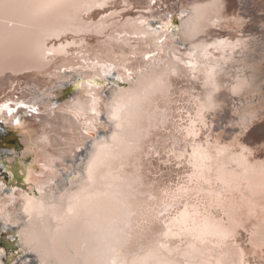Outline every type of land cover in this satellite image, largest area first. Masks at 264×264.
Returning <instances> with one entry per match:
<instances>
[{
	"label": "bare ground",
	"instance_id": "1",
	"mask_svg": "<svg viewBox=\"0 0 264 264\" xmlns=\"http://www.w3.org/2000/svg\"><path fill=\"white\" fill-rule=\"evenodd\" d=\"M169 1L156 0L153 4L152 0H0V105L11 101L13 104L9 106L15 107L21 101L32 103L38 110L22 137L26 149L18 159L21 175L15 177L8 167L0 164L4 172L0 170V207L4 209L0 214V230L12 229L10 238L16 237L19 248V254H13V258L5 252L0 255V264H14L17 259H22L24 264H39L35 253L21 255L23 244L16 234L19 226L14 223L23 203L21 194L40 196L22 180L28 165L37 158L44 163L47 157H62L64 164L71 166L72 145L92 115V97L88 93L96 95L99 108L118 82L127 86L126 80L116 79L123 67L133 71V66L148 63L143 57L151 52L156 56L150 59L171 60L176 68L170 75L167 118L159 124L153 120L145 151L133 158V162L138 161L137 172L145 190L157 197L150 206L158 218L150 219L147 227L166 245L161 250L181 264H239L241 259L243 264H264V153L257 149L256 143L247 142L249 138L253 141L254 136L248 133L256 127L258 115L246 104L227 108L232 97L242 96L243 91H251L258 83L252 77L259 71L251 69L250 78L246 73L241 75L235 71L248 62V49L251 46L252 50L253 46L251 38L255 37L242 34L246 9L242 6L244 11L236 13L227 0L226 9L215 15L210 8L198 12L195 6L210 5L216 0H187L181 10L186 15L182 17L181 11L176 12L173 16L176 24H173L164 22L167 17L159 13L178 9ZM47 3L55 7H34ZM156 13L161 21L152 26ZM190 17L194 21L199 17L202 21L203 30L194 37L186 36L184 31ZM163 25H169L166 31ZM232 25L242 28L238 30L240 35L231 36L230 32L222 31ZM160 40L163 43H158ZM62 44L66 45L63 49ZM196 45L205 47L198 49ZM49 52L52 55H47ZM102 65H111L114 70L105 75ZM94 78L90 88L88 81ZM96 82L105 86L97 88ZM78 83H82L80 88L76 87ZM68 86L75 93L58 105L52 102ZM75 111H80L79 119ZM10 118L7 110L0 111L1 120L6 122ZM97 119H106V116ZM189 129L198 135L190 136ZM11 140L16 138L11 136ZM149 148L153 149L151 153L147 151ZM194 148L196 156L192 155ZM180 156L184 159H178ZM64 164L60 159L54 164L63 176V179L56 178L61 185L68 175L62 172ZM75 164L79 165V160ZM34 171H40L38 164ZM201 171L211 178V184L202 187L217 193L208 197L216 206L214 218L208 224L226 229L231 234L228 239L215 235V227L205 229L203 217L190 215L200 211L195 207V200L189 202L186 211L183 202L164 195L179 184L195 187L188 178L194 172L198 178ZM2 177L7 179L6 186L2 184ZM14 180L20 181L23 187L11 186ZM219 189L224 190L222 194ZM45 199L48 201L50 197ZM165 204L170 205L166 210ZM160 211H165L163 217L158 216ZM20 215L26 219L22 212ZM7 219L13 223L6 224ZM205 231L213 234L201 239ZM237 248L243 249L242 257Z\"/></svg>",
	"mask_w": 264,
	"mask_h": 264
},
{
	"label": "snow or ice",
	"instance_id": "2",
	"mask_svg": "<svg viewBox=\"0 0 264 264\" xmlns=\"http://www.w3.org/2000/svg\"><path fill=\"white\" fill-rule=\"evenodd\" d=\"M152 3L155 4L156 0H152ZM226 6L227 0H216L213 4L197 5L195 8L198 12L210 8L213 14L219 15ZM34 7L48 9L55 5L47 3ZM185 15L181 11V16ZM201 22L199 17L195 21L190 17L184 29L185 35L194 37L197 32L202 31ZM168 27L169 25L162 26L165 31ZM176 31L179 32L180 29L177 28ZM64 47L66 45L62 44L61 48ZM195 47L202 49L205 46ZM155 56V52L145 55L143 59L149 62L140 67L133 66V71L123 67L116 79L126 80L127 86L120 87L118 84L99 108L96 95L88 93L92 97V115L86 120L80 138L72 145L71 166L64 164L62 157H47L44 163H40L37 158L28 165L24 183L32 187L33 193H40V196L28 192L21 194L23 203L14 221L19 226L16 234L23 244L21 255L23 252L35 253L39 257V264H181L161 250L166 245L161 244L158 234L153 235L152 229L147 227L150 219L158 218L155 209L150 206V202L157 197L145 190L137 172L138 161L133 162L134 157L145 151V142L152 131L153 120L159 124L167 118L170 75L174 74L176 65L171 60L150 59ZM175 59L183 63L179 56ZM101 67L105 75L114 70L111 65ZM94 82L95 78L88 81L90 88ZM81 86L82 83L76 85L77 88ZM95 86L103 88L105 84L96 82ZM161 100L164 101L163 105ZM11 103L9 101L0 105V111L7 110L17 127L24 124V121L20 116H14L16 108H25L28 114L38 111L36 107L21 101L16 102L15 108L9 106ZM74 115L79 119L80 111H75ZM102 115L106 119H97ZM188 131L190 136L198 135L191 129ZM147 151L151 153L153 149L149 148ZM157 155L160 153L157 152ZM192 155H197L195 148ZM57 159L64 164L62 172L68 174L63 185L56 179H63L61 172L54 166ZM178 159L184 157L180 156ZM75 160H79V165L75 164ZM37 164L40 171H34ZM176 166L179 167V164ZM188 179L196 186L179 184L177 188L165 192V197L183 202L186 211L189 202L195 200V207L200 208V211H194L190 215L203 217L205 229L215 227L208 224V220L213 219L216 212V206L208 197L217 193L211 188L202 187L203 184L210 185L211 178L205 177L201 171L198 178L194 172ZM52 185L56 186L55 189L50 187ZM223 191L218 190L220 194ZM46 197H50V200L46 201ZM169 206L165 204V210ZM3 211L0 207V214ZM21 212L26 219L21 217ZM164 215L165 211L158 214L159 217ZM50 221L55 222L54 226ZM5 223H13V220L7 219ZM192 224H196L195 219ZM210 234L213 233L205 231L200 238ZM214 234L223 239H228L231 235L226 229L218 227H215ZM237 251L242 257L243 249L237 248ZM3 254L4 249H0V255ZM14 264H24V261L17 259ZM239 264H243L242 259Z\"/></svg>",
	"mask_w": 264,
	"mask_h": 264
},
{
	"label": "rangeland",
	"instance_id": "3",
	"mask_svg": "<svg viewBox=\"0 0 264 264\" xmlns=\"http://www.w3.org/2000/svg\"><path fill=\"white\" fill-rule=\"evenodd\" d=\"M185 2H187V0H170L169 4L175 3L174 7H175V9H176V7H178V9L175 11H173V10L172 11H170V10L166 11L164 9L165 11L159 12L161 15L164 14L165 17H167L166 19H164V22L166 21V22H171L173 24H176V22H174L173 16L176 12L181 11L182 9H184L186 7V5H184ZM229 2H230V6H232V9H235L236 13L237 12L242 13L244 11V9H246L245 13L243 15L245 25L242 26V28H243L242 34H244V36H246V34L248 36L249 35L255 36L254 38H251V41H253L252 42V44H253L252 50H251V46L249 47L250 49H248V52L250 55V57L248 58V62L244 63L245 67L240 66L238 69H235V71L237 70L238 73H240L241 75L246 73L245 75L249 78L252 77L251 75H253L254 69L256 70V72L259 71L258 74L257 75L255 74L252 78L254 79V81H256V83L258 82L260 84L257 83V86L255 88L253 87L251 91H250V89H247L248 92L243 91L242 96L238 95L240 97H237V95H235V98L232 97L228 101L227 108L230 107L228 109H232L234 106L235 107L238 105L243 106V104L244 105L246 104L247 106L250 107L251 110L256 111L255 114L258 115L257 120H259V121L256 120L257 122L254 123V126L256 125V127H254L253 129L250 130L251 134L248 133V135L250 137L254 136V137H252L253 141L248 136L249 140L247 142L250 143V140H251V143H256L258 145V146H256L257 149L261 150L262 153H264V144H263L264 143V78H263L264 77V0H248L246 3H244L243 0L242 1L241 0H236V1L230 0ZM244 4L247 5L246 8H245ZM242 6L244 7V9ZM94 13H95V15L98 14V8H96L94 10ZM159 13L155 14V19H154L155 21L151 20L152 26H156L158 24V22L161 21L158 17H156V15L158 16ZM98 18H101V16L98 15ZM239 28L242 29L241 27H238L236 25H232V27L230 29H224L222 31L223 32H230L231 36L234 34L240 35L241 33L238 31ZM254 46H257V47H254ZM249 66H252L253 68H250ZM240 68H243V70ZM251 69H253L252 72H251ZM242 72H244V73H242ZM257 78L259 80H257ZM23 81L24 80L21 79V82H23ZM67 90H68L67 88L64 89L63 92L61 93L60 97L53 100V101H55L56 105H58L59 103L65 101L67 99V96H66ZM18 96H19V94L16 95V99ZM230 102H232L233 104ZM27 104H29L31 106L32 103H27ZM39 105H40V103L38 104V106ZM233 109H235V108H233ZM227 132H229V130H227ZM8 136H9L8 133H6L5 130L0 128V155H2V156H5L9 150L8 149V147H9L8 142L11 141V136L9 137L8 142H5L6 138ZM254 138H255L256 142L254 141ZM262 158H264V155L262 156ZM5 179L6 178H4V177L1 178V180H4V181H2V184L6 186V184H7L6 180L7 179L6 180ZM241 230L243 231V233H245V231L243 229H241ZM11 234H13V230L7 228L5 230V235H11ZM245 234H247V233H245ZM243 239H245V238L243 237ZM243 239H242V241H244ZM0 242H1V237H0ZM244 244L247 245L248 243L244 242ZM0 247H2L1 244H0ZM3 249L5 252L7 251L4 247H3ZM9 255L12 256V258L14 257L13 254H9Z\"/></svg>",
	"mask_w": 264,
	"mask_h": 264
},
{
	"label": "water",
	"instance_id": "4",
	"mask_svg": "<svg viewBox=\"0 0 264 264\" xmlns=\"http://www.w3.org/2000/svg\"><path fill=\"white\" fill-rule=\"evenodd\" d=\"M122 83L123 82H118L120 87H123L125 85ZM67 89L68 90H67L66 96L67 98H69L72 94L75 93V91L72 88V86H68ZM52 102H55V101H52ZM12 104L13 103H11L10 105ZM34 114L36 113L28 114L27 109L25 108H16L14 116L18 115L24 121V124H22L19 127H17L13 123V116H10L11 117L10 120L6 122L0 119V128L5 130L9 136H14L16 138V140H11L8 142L9 150L5 156L0 155V164H2L3 167L4 166L8 167L15 177L17 176V174L21 175L18 159H19V155L23 153L26 149V147L22 143V137L24 136L25 134L24 131L27 129V127L32 125ZM6 159H11L12 162H8ZM29 162L30 160L27 161V163ZM0 170L2 173H4L2 167H0ZM22 180H24V178ZM11 186L22 188L23 184L18 180H14ZM0 237H1L0 244L2 246L0 247V249H3L4 247L7 250L6 252L4 251L5 253H7V255L8 254H19V248H18V244H17V240L15 236L10 238V235H5V231L0 230ZM28 262H31V261L28 260Z\"/></svg>",
	"mask_w": 264,
	"mask_h": 264
},
{
	"label": "trees",
	"instance_id": "5",
	"mask_svg": "<svg viewBox=\"0 0 264 264\" xmlns=\"http://www.w3.org/2000/svg\"><path fill=\"white\" fill-rule=\"evenodd\" d=\"M8 140H9V137L6 138V141L5 142H8Z\"/></svg>",
	"mask_w": 264,
	"mask_h": 264
}]
</instances>
